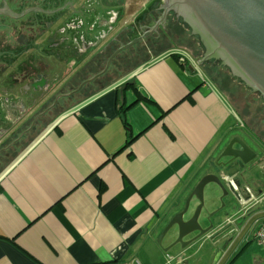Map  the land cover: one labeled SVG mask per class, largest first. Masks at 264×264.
Here are the masks:
<instances>
[{
  "label": "crops",
  "instance_id": "0c3cea01",
  "mask_svg": "<svg viewBox=\"0 0 264 264\" xmlns=\"http://www.w3.org/2000/svg\"><path fill=\"white\" fill-rule=\"evenodd\" d=\"M30 1L40 3V16L51 27L46 24L38 44L28 40L20 61L24 74L12 70L11 89L0 92V264H227L232 263L231 248L242 246L238 255L247 254L256 223H264L263 210L248 220L232 217L223 232L184 248L163 251L173 243L176 229L161 246L157 238L204 175L233 171L245 185L253 179L258 192L264 190L261 171L250 169L264 156V139L257 142L251 135L259 115L264 116L259 95L228 68L242 92L234 82L232 88L231 82L223 85L222 78L209 86L216 82L215 72L207 71L211 80L205 81L195 67L198 61L206 63L198 35L187 52L194 62L180 54L188 45L167 59L162 52L166 42H144L148 56L133 74H119L117 69L126 65L114 58L104 72L108 75L99 83L101 75L87 82L121 45L148 33L162 14V0ZM170 15L149 38L162 42L165 34L180 36L183 43L184 31L193 32ZM74 16L81 26L63 30ZM98 34L103 38L96 43ZM73 37L78 44L83 38L86 52L73 48L62 58L66 39ZM57 73L64 92L51 102L38 103L45 88L40 95L18 91L27 81L45 80L50 86ZM65 94L70 95L53 105ZM239 95L243 111L233 103ZM228 135L252 151L250 162L237 158L222 165L230 160L218 159ZM233 149L241 148L235 142ZM196 205L191 201V210ZM223 222L216 219L214 227ZM250 264H264V258Z\"/></svg>",
  "mask_w": 264,
  "mask_h": 264
},
{
  "label": "water",
  "instance_id": "95a60500",
  "mask_svg": "<svg viewBox=\"0 0 264 264\" xmlns=\"http://www.w3.org/2000/svg\"><path fill=\"white\" fill-rule=\"evenodd\" d=\"M170 14L181 19L200 37L206 48L205 60H219L230 70L233 77L238 78L264 100V0H162V14L153 27L148 30V33L142 34L128 45H121L110 56L103 71L87 82L102 75L119 52L138 43L142 38L148 37L150 32L153 33L163 27ZM102 38L98 34L94 36L93 40L98 43ZM80 42L82 45L84 44L82 37ZM76 43L78 44L75 37L66 39V46L61 54L62 58L66 57V53L74 50ZM92 43H90V48ZM48 89L49 86L46 82L45 91ZM69 95H58L53 105ZM223 140L225 147L218 159L230 158V160L222 165H227L237 158L242 164H247L253 159L252 151L243 143L232 138L231 135ZM235 142L240 146V150L233 149ZM210 183L217 185L223 195L226 194L225 184L216 175L202 176L188 195L183 209L171 217L159 234L157 244L161 246L164 238L173 229H176L173 243L164 248V252H168L175 245L184 248L212 230V224L207 229H203L199 221L204 206V189ZM193 200L197 201V205L192 211L190 204ZM194 233H197L195 237L188 241L185 240Z\"/></svg>",
  "mask_w": 264,
  "mask_h": 264
},
{
  "label": "flooded vegetation",
  "instance_id": "af4514ba",
  "mask_svg": "<svg viewBox=\"0 0 264 264\" xmlns=\"http://www.w3.org/2000/svg\"><path fill=\"white\" fill-rule=\"evenodd\" d=\"M14 1H16L17 3H19V2H21V3L13 5L10 2V0H0V78H1L0 79V92L1 93H7L8 90H10L12 87V82L9 80V76L12 74V70L13 71L14 70L15 71L21 70V62L20 61H22V60H20L19 62H18V60L21 57V53L22 52L24 53V51L26 50V49H24V47L28 44V40L30 39L32 44H38L39 41L41 40V34L44 31V27L46 28V24H48V27L46 29L51 27V25L49 23V19L45 20V18H46L45 16L43 18H41V16H40V12L42 11L40 8V3H39V7H37V6L29 5L30 0H14ZM96 4L101 9L105 8L100 2H97ZM14 9H15V11H14ZM85 10H89V12H91V9H85ZM76 17L77 16L72 17L71 20L68 22V24H63V25H65L63 30L66 29L67 27H69V29L73 28V30H75V28L80 27L82 24V20L81 21L74 20ZM7 19L10 20L11 22L13 20L19 21L21 24L20 30L19 31L16 30L15 28L12 27V25L7 26V23H6ZM2 22L4 23V26L1 25ZM54 25H55V23H54ZM60 30H62V29H60ZM29 33H30V37L28 36ZM102 34L103 33H101V35ZM101 35L99 34L100 37H101ZM119 35L116 38L120 37ZM14 36H16V39H15V41L17 43L16 47H14V39H13ZM1 40H4L3 43H1ZM86 48H87V46L77 44V43L74 44V49H75V51H77V53L78 52L81 54L85 53ZM68 70H69V68L65 70L66 73ZM20 74H22V73L20 72ZM55 77H58V73L55 75ZM26 83L21 84V86L19 87L18 91L20 94H24L28 91L29 92L35 91V92H40L38 94V95H40L42 92L41 88L44 89L45 85H46L45 80L37 81V82L27 81ZM255 95H257V94H255ZM260 99H262V98L260 97ZM247 166H249V165H247ZM255 166H257L256 168L259 169L261 171L262 175L264 176V159ZM246 170H247V168H246ZM216 176L226 186V194L225 195H223L222 191H220L218 193L221 196L220 200L223 201V199H225L226 197H229L230 201L232 202V198H233L235 201L234 207H236V208L234 209L235 211L232 213V215H234V216H232V215L226 216V213H224V222L216 228L214 227V223H216V219H218V217H219L220 208L213 210L211 213H209L207 216H205L203 218L200 217V219H201V220L199 219L200 224L202 225L203 222L205 224L204 226L202 225L203 229H207L210 224L213 225L212 230H210L206 235H208L210 233L218 234L219 232H223V230H225V228L232 222V220L234 218L240 219L242 217H245L246 215H249V213H251L254 205L256 203H262V201H263V199L262 200L259 199V200H256V202L251 201L252 203H250V204L245 203L249 199L246 188L249 189L252 193H254V191L252 190L250 185H245L244 182L240 181V179L242 178L241 177L242 175H240V177L237 178L236 173H234L232 171V173H228V174L221 173L219 176L218 175H216ZM232 182L237 186L238 190L236 192L231 188L230 183H232ZM237 182H238V184H236ZM262 192H264V190L261 191V193ZM259 194H260V192L258 193V195H256L254 193V195L257 198L259 197ZM230 209H232V205H231ZM232 217H234V218L232 219ZM256 222L257 221H255V223ZM262 223L263 222L256 223L257 228L253 233V238H255L256 231L261 226H264V223L263 224ZM196 235H197V233H194V234L190 235L188 238H186V240L188 241V240L192 239L193 237H195ZM206 235H204V236H206Z\"/></svg>",
  "mask_w": 264,
  "mask_h": 264
},
{
  "label": "rangeland",
  "instance_id": "374dc122",
  "mask_svg": "<svg viewBox=\"0 0 264 264\" xmlns=\"http://www.w3.org/2000/svg\"><path fill=\"white\" fill-rule=\"evenodd\" d=\"M10 2L13 5L16 4H20L21 2L17 3L14 0H10ZM23 4V3H22ZM35 2L30 1L29 5H34ZM15 11V9H14ZM171 16V15H170ZM171 19V17H170ZM7 26L8 25H12L13 28H15L16 30H20V22L17 20H13L12 22L10 20H6ZM2 26H4V23L2 22L1 24ZM163 27H160L158 29H162ZM179 29V28H178ZM179 32L181 34V30L179 29ZM178 37L180 36H175V38H170L168 35L165 34V39L161 42V40L156 41L155 36L152 37H144L142 38L138 43H135L134 45H132L131 47H129L128 49H125L121 52H119L114 58L115 61H119L124 63V70L122 68L117 69V72L119 74H124L126 76H128L129 74H133L134 71L137 69L139 63L146 59L148 56V49L147 46L143 45V43H147L148 46L150 45H154L157 43H163L166 42L164 45V48L162 50L163 54L165 56H167L166 58L168 59V56L170 55V53H176L178 48H180V51H183L181 49H183L182 45H188L185 46V51H183L182 53H180L181 55H183L184 57H186L189 61L194 62L195 61V57L193 55H189L187 54V52H190V50H192V48L190 46H192L193 43H196L197 41V34L190 32L188 30L184 31V36L186 39L183 41H181V39H178ZM138 38V37H137ZM200 40V43L203 44L202 40L200 39V37H198ZM14 47L17 46V43L15 41L16 36H14ZM136 39V38H134ZM134 39H132L131 41H133ZM4 40H1V43H3ZM131 41H129L128 43H126L125 45H128L129 43H131ZM204 46V45H203ZM147 49V50H146ZM32 51H30L31 53ZM150 53V52H149ZM179 54V55H180ZM59 57V56H58ZM205 57V56H204ZM113 58V59H114ZM150 59V57H148V60ZM22 60V57H20V59L18 60V62ZM205 60V59H204ZM204 60H200V62L202 63V61ZM206 63L205 64H198V62H196V71L203 76V79L205 81H207V79L211 80V77L207 76L205 73L207 71H213L215 72V76H216V82L215 84H212L211 82L209 83V86H213L216 85L217 81L222 78V84H229L231 82L230 88H232V82L236 83V91L237 92H242L244 89L242 87V85L235 79V78H230L229 75V70L227 69L226 66H224L219 60L217 61L216 59H209V60H205ZM123 67V66H122ZM19 74L20 72L22 74H24L25 70L22 66L21 70L17 71ZM110 72V71H109ZM108 73H104L103 75H101L98 78V82L105 77L106 75L109 74ZM225 72V73H223ZM233 76V75H232ZM49 89L47 91H44L41 95V97H38V103H40L43 99H46V102H43L42 104L48 103L52 101L53 96L58 94H61V92L64 91H60L61 87H62V83L60 82V84H58V81L56 82V77L55 75L50 79L49 81ZM213 82V81H212ZM64 89V88H63ZM65 90V89H64ZM234 106L238 109L243 111V108H240V104L243 103V101L240 99V95L239 96H234ZM253 99V97L251 98ZM263 100V99H262ZM264 101V100H263ZM250 105V102L248 101V106ZM256 106L252 105V109L256 110ZM234 113H236L234 111ZM262 117V115H259L258 120H256V124L253 126V129H251V135L252 138L254 140H256L257 142H259L260 140L263 141L264 139V116H263V120L260 119ZM254 121V119H253ZM264 142V141H263ZM263 145L261 144V148ZM264 159V156L262 155L261 157H259V160L255 163V165H257L259 162H261ZM254 164H252L251 166V170H253L254 172L256 171V166ZM210 166H212V164L210 163ZM209 167V165H208ZM243 167H245V165H243ZM205 170L202 171V173H204ZM227 172H230L228 169L226 170ZM241 182H245L242 178L240 179ZM264 181V180H263ZM247 183L250 184L252 190L254 191V193L256 195H258V187H254L255 186V182L253 181V179H247L246 180ZM253 186V187H252ZM263 191V190H262ZM220 192V189L218 188L217 185L210 183L208 184L205 189H204V195H203V200H204V206H203V210L201 212V217H205L207 216L209 213H211L213 210L220 208L219 211V217H218V221H221L224 219V213L227 212V210L231 207L232 205V212L234 211V209L236 207L235 206V201L232 198V202L230 201L229 197H226L225 199H223V201L220 200V195L218 194ZM230 201V202H229ZM264 211V200L262 201V203H256L251 211V213H249V215L243 217L246 220H248L249 218H251V216H255L256 214H258L260 211ZM253 213V214H252ZM264 216V215H263ZM215 217V216H214ZM262 217V216H261ZM260 218V217H259ZM201 220V219H200ZM215 220V219H214ZM241 225L243 223V220H240L239 222ZM216 224V223H215ZM249 239V237L247 238ZM251 239V238H250ZM246 242H244L245 244ZM191 246V245H190ZM251 248L249 249V251L247 252V254L243 253L242 255H238L239 251L241 249L238 248L237 246L231 248L232 250V263L231 261L227 262V264H250L251 261H253L256 258H264V245H259L257 244V242L255 241V238H253L252 243L250 244ZM198 246L194 245L193 249H197ZM238 255V257L236 258V256ZM236 258V259H235Z\"/></svg>",
  "mask_w": 264,
  "mask_h": 264
},
{
  "label": "built area",
  "instance_id": "2783aa9c",
  "mask_svg": "<svg viewBox=\"0 0 264 264\" xmlns=\"http://www.w3.org/2000/svg\"><path fill=\"white\" fill-rule=\"evenodd\" d=\"M231 185V188L236 192L238 189H237V186L232 182L230 183ZM246 191H247V194L249 196V199L245 202L247 204H250L252 203L251 201L253 202H256V200H259V199H263L264 200V192H260L259 194V197L257 198L254 193H252L249 189L246 188ZM255 240L258 244H264V226H261L255 233Z\"/></svg>",
  "mask_w": 264,
  "mask_h": 264
},
{
  "label": "trees",
  "instance_id": "16d2710c",
  "mask_svg": "<svg viewBox=\"0 0 264 264\" xmlns=\"http://www.w3.org/2000/svg\"><path fill=\"white\" fill-rule=\"evenodd\" d=\"M124 127H125L126 130H128V128H127L128 125H127V124L124 123ZM130 140H131V138H129V136H128V134H127V137H126V145L129 144Z\"/></svg>",
  "mask_w": 264,
  "mask_h": 264
}]
</instances>
